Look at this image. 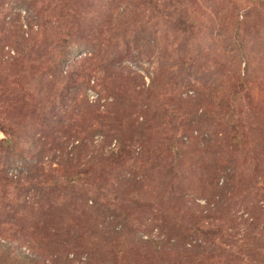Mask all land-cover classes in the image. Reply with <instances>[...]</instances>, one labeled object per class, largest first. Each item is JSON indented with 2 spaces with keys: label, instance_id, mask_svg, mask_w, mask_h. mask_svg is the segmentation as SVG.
<instances>
[{
  "label": "rangeland",
  "instance_id": "1",
  "mask_svg": "<svg viewBox=\"0 0 264 264\" xmlns=\"http://www.w3.org/2000/svg\"><path fill=\"white\" fill-rule=\"evenodd\" d=\"M0 264H264V0H0Z\"/></svg>",
  "mask_w": 264,
  "mask_h": 264
},
{
  "label": "trees",
  "instance_id": "2",
  "mask_svg": "<svg viewBox=\"0 0 264 264\" xmlns=\"http://www.w3.org/2000/svg\"><path fill=\"white\" fill-rule=\"evenodd\" d=\"M70 86H72V83H71V81H70V84H69ZM75 86V85H74ZM64 96H68V95H64L63 93H62V97H64ZM5 143H6V146L7 147H9L10 145H11V143L13 144V139L11 138V137H8V138H6V140L4 141ZM181 209V208H180Z\"/></svg>",
  "mask_w": 264,
  "mask_h": 264
}]
</instances>
